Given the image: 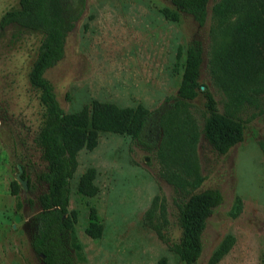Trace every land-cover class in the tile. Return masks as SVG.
I'll list each match as a JSON object with an SVG mask.
<instances>
[{
  "label": "rangeland",
  "instance_id": "obj_1",
  "mask_svg": "<svg viewBox=\"0 0 264 264\" xmlns=\"http://www.w3.org/2000/svg\"><path fill=\"white\" fill-rule=\"evenodd\" d=\"M214 1L208 0L206 21L198 25L184 12L178 20L166 17L161 9H174L169 0H84L67 35L64 57L45 72L61 108L73 112L97 99L154 109L176 95L186 46L198 40L202 46L199 81L212 92L218 110L229 111L230 94L249 88H228L217 78H223L221 56L228 29L210 32ZM17 4L18 0H0V17ZM40 40L38 32L14 24L0 26V264H45L31 246L35 230L30 220L39 210L36 198L46 187L38 177L45 163L34 141L41 106L38 92L28 82ZM215 69L218 74L212 73ZM254 98L255 105L244 101L240 107V116L249 118L243 140L223 154L201 131L204 97L199 94L186 104L198 126L195 152L204 176L194 192L211 188L222 194L221 204L207 219L203 249L193 264H206L226 234L234 236V243L216 264H264V91ZM76 158L68 211L75 212L73 226L84 264H185L168 247L180 236L175 200L182 194L161 176L155 150H147L127 134L100 132L97 145L81 149ZM88 167L95 169L98 188L91 197L77 191L78 178ZM22 171L29 184L20 189L22 206L17 208L10 183ZM161 194L167 205L168 244L142 220L152 199ZM236 195L242 210L230 217ZM90 207L102 225L98 238L85 233ZM65 247L75 256L70 240Z\"/></svg>",
  "mask_w": 264,
  "mask_h": 264
},
{
  "label": "trees",
  "instance_id": "obj_2",
  "mask_svg": "<svg viewBox=\"0 0 264 264\" xmlns=\"http://www.w3.org/2000/svg\"><path fill=\"white\" fill-rule=\"evenodd\" d=\"M174 9L163 7L161 12L171 20L179 13L189 14L198 25L207 17L208 0H169ZM84 0H18V4L0 17V26L14 24L38 32L41 40L28 72V82L38 92L41 121L34 141L41 150L45 169L38 177L46 185L36 200L39 210L30 218L34 227L31 241L33 250L42 255L45 264H84L81 245L76 239L73 224L74 211H68L69 179L77 166V153L92 150L100 132L127 134L147 150H155L164 177L182 195L176 199V220L180 227L177 242L168 244L165 228L168 225L166 198L155 196L144 211L143 223L157 237L168 244L185 264H193L203 249L202 234L214 208L221 204L222 194L217 189L194 192L204 176L198 169L196 143L198 126L187 109V102L199 94L204 97L205 115L202 133L218 153H226L241 142L249 118L240 116V107L246 101L255 105L254 96L264 91V0H216L210 7V32L227 27L228 40L221 56L223 78L228 88L247 86L246 91L230 94L232 108L220 112L212 92L199 81L202 46L198 40L189 42L185 49L180 82L175 96L164 100L154 109L142 104L119 106L113 102L93 99L73 112H65L55 94L52 82L45 76L47 69L64 57L68 33L75 26ZM213 74H218L212 70ZM203 86V88H202ZM251 91V93H248ZM20 178L28 177L24 171ZM95 169L88 167L79 176L77 191L94 196ZM17 179L10 183V192L22 206ZM240 196H234L228 215L237 216L242 210ZM85 233L98 238L102 225L96 220V211L89 209ZM70 240L75 249L71 256L65 247ZM234 243V236L226 234L209 256L206 264H216Z\"/></svg>",
  "mask_w": 264,
  "mask_h": 264
},
{
  "label": "water",
  "instance_id": "obj_3",
  "mask_svg": "<svg viewBox=\"0 0 264 264\" xmlns=\"http://www.w3.org/2000/svg\"><path fill=\"white\" fill-rule=\"evenodd\" d=\"M17 180L21 184L22 188L23 189H26V187H27V181H26V179L18 178ZM41 257H43V256L41 255Z\"/></svg>",
  "mask_w": 264,
  "mask_h": 264
}]
</instances>
